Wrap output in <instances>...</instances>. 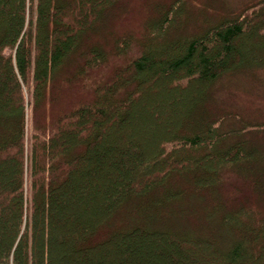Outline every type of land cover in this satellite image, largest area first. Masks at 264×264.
<instances>
[{"label":"trees","instance_id":"1","mask_svg":"<svg viewBox=\"0 0 264 264\" xmlns=\"http://www.w3.org/2000/svg\"><path fill=\"white\" fill-rule=\"evenodd\" d=\"M117 2L0 0V264H264V141L250 135L263 126L224 125L210 91L264 65V0L194 32L171 0L142 39H114L117 54L139 53L91 100L39 121L73 60L84 63L66 81L105 60L81 44ZM152 79L176 80L173 93L157 98ZM131 130L145 136L121 143ZM228 171L249 195L223 189Z\"/></svg>","mask_w":264,"mask_h":264},{"label":"rangeland","instance_id":"2","mask_svg":"<svg viewBox=\"0 0 264 264\" xmlns=\"http://www.w3.org/2000/svg\"><path fill=\"white\" fill-rule=\"evenodd\" d=\"M171 0H118L116 4L105 10V20L94 26V29L89 33L87 38L81 44V50H84L90 45L99 44L106 52L104 61L99 62L92 68H89L83 75L77 76L70 81H66L65 77L74 73L78 64L84 63L83 57H77L66 67L61 76L52 82L48 89V93L43 103L37 109V118L46 120V118H54L58 114L73 108L74 106L89 101L93 98V89L95 85L106 79L119 64L125 63L130 57L139 53L140 45L133 43L132 47L123 54L115 52L114 39L117 36L132 35L136 39H142L146 32L148 21L153 20L162 10L163 6L170 3ZM190 15L187 21V32L196 31L207 19L228 18L239 14L248 5L257 2L258 0H184ZM184 4V5H185ZM205 21L207 23L208 21ZM200 24L199 26H197ZM104 26L106 28H102ZM197 26V27H196ZM178 23L175 25L169 24L166 32L163 33V38H169L174 33H179ZM183 27L181 32H185ZM96 44V45H97ZM86 50V49H85ZM160 53V52H159ZM156 57H162L160 54ZM75 70V71H74ZM157 81V82H156ZM176 83V80H172ZM169 79H157L154 86L159 88L156 97L163 99L173 93L168 90ZM184 83V82H183ZM211 102L216 115H222L223 111L231 113V118L224 119L227 125L230 121L232 124L239 123L240 120H247L250 124L263 126L259 132L250 134L253 140L264 141V65H256L254 68H246L228 73L219 80L213 88H211ZM28 99V96H27ZM29 111V112H28ZM29 117V130L32 129V119L30 108L27 110ZM164 116L166 115L163 113ZM234 121V122H233ZM145 122V121H144ZM263 124V125H262ZM255 128V127H254ZM155 130L153 129L154 133ZM121 139L123 144H126L134 137L141 138L145 135L138 131H127ZM124 137V139H123ZM117 141V139H116ZM103 163V160L101 161ZM98 167V166H97ZM226 175V176H225ZM225 182L223 189L237 196L249 195V187L243 182L240 176L228 171L224 174ZM223 176V177H224ZM83 193V194H82ZM81 194L84 195L83 190ZM87 196V194L85 195ZM252 202L255 197L250 199ZM264 206L263 200H257ZM1 229L0 231H2Z\"/></svg>","mask_w":264,"mask_h":264}]
</instances>
